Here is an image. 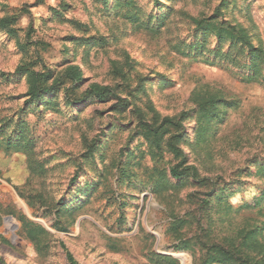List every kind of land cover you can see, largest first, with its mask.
Instances as JSON below:
<instances>
[{"label":"rangeland","instance_id":"1","mask_svg":"<svg viewBox=\"0 0 264 264\" xmlns=\"http://www.w3.org/2000/svg\"><path fill=\"white\" fill-rule=\"evenodd\" d=\"M133 4L140 21L128 19L124 5L105 11L101 0H0V20L12 18L15 30L0 27V121L15 117L28 128L11 148L0 136V264H68L61 243L80 264H197L199 240L264 227V197L255 202L264 191V79L241 80L242 56L205 61L215 46L211 34L203 54L188 49L191 18L210 16L240 24L264 47V0ZM31 62L55 76L78 67L83 79H67L56 106L19 113L27 84L14 71ZM94 83L124 90L129 106L88 98L66 103ZM206 95L223 100L224 117L213 134L196 140L195 113ZM139 116L182 118L181 155L164 148L153 162L136 135ZM131 151L127 167L134 174L122 183L118 170ZM33 161L44 171L31 170ZM174 166L191 169L177 179ZM85 183L90 193L74 195ZM221 191L224 200L210 201ZM63 202L78 208L62 213ZM228 204L232 210L224 213ZM173 216L190 224L175 233ZM25 221L48 233L41 247L27 238Z\"/></svg>","mask_w":264,"mask_h":264},{"label":"trees","instance_id":"2","mask_svg":"<svg viewBox=\"0 0 264 264\" xmlns=\"http://www.w3.org/2000/svg\"><path fill=\"white\" fill-rule=\"evenodd\" d=\"M133 1L101 0V3L105 11H108L110 4H112V7L124 5L128 8V12L126 13L127 18L133 21H140L138 16L131 11V7L134 6ZM156 18L158 19V17ZM11 20L12 18H2L0 20V27L1 29L7 28L14 35L15 30ZM191 21L195 25V31L193 33V41L188 46L190 53L203 54L204 42L207 36L211 34L215 38V46L210 50H206L207 54L203 56L205 61L208 60L209 55H212L213 61L217 58L229 60L242 56L246 61L243 65L241 64L244 69L241 74V80L250 83L257 82L262 78L264 79V76L260 74L261 68L264 66V47L261 43L253 44V37L244 27L238 23L233 24L226 20L218 21L217 17L214 16L204 19L191 18ZM224 45L227 46L226 51H223ZM33 66V63L21 64L14 71L15 75L26 77L27 84V90L23 94L25 100L23 106L20 107V111H18L19 113H26L27 111L36 109L42 112L56 106V93L61 91L66 80L69 79L77 83L83 79L78 67L67 68L62 76H55L51 70L37 71ZM123 91L119 87L102 86L94 83L79 97L76 95L73 98L67 96L66 103L74 105L86 98L90 99L91 102L116 100L121 108L126 109L129 106V101L127 98L121 97L120 93ZM67 93L68 88H64V94ZM222 102L223 100L218 96L206 95L200 98V102H198L199 108L195 113L198 120L194 129L196 140L203 139L214 133V124L221 122L224 117V112L219 111L218 106ZM181 121L182 118L177 119L176 117L168 116L162 118L153 116L149 120H146L143 116L138 117L135 126L136 135L142 137L146 142L147 151L153 162H158L164 148L175 156L181 155L182 152L178 145L180 138L185 134L183 130H180ZM0 124V136L7 135V148L22 143L21 135L24 130L28 131L24 120H19V118L15 117H4L0 121ZM12 137L15 138V141ZM26 145L28 144L24 146ZM133 155L132 151L128 153L125 162L118 170L120 173L119 181L122 183L130 181V177L127 174H134L132 171L129 172V168L127 167ZM29 168L31 170L44 171L42 163L38 161H33L29 165ZM189 169L191 167L179 168L178 166H174L170 169L171 177L180 179L189 173ZM262 171L264 172V168H262ZM154 177V175L151 177L152 181ZM91 188L92 185L90 183H85L82 186L77 185L73 188V194L88 195ZM262 197H264V191L261 192L255 202L259 203ZM224 198L225 195L221 191L215 194L213 198H210V201L211 199H215L217 202H220ZM62 204L63 207L59 208V211L62 213L71 214L78 208L76 206L72 208L68 207L65 202ZM221 210H224V213H228L232 208L228 204L226 208H222ZM173 218L174 220L170 225V229H173L175 233H178L185 225L190 224L188 218H178L176 216H173ZM21 228L24 229L27 238L36 247H41V244H43L41 237L45 238L48 234L43 228L29 221L23 222ZM263 231L264 227L258 225L242 226L238 227L233 235L225 236L221 240H211L210 238L206 242L199 240L203 254L197 264H264ZM60 245L68 264H80L64 243Z\"/></svg>","mask_w":264,"mask_h":264}]
</instances>
